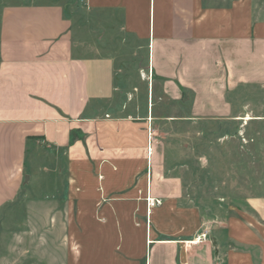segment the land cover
Wrapping results in <instances>:
<instances>
[{"label":"crops","instance_id":"0c3cea01","mask_svg":"<svg viewBox=\"0 0 264 264\" xmlns=\"http://www.w3.org/2000/svg\"><path fill=\"white\" fill-rule=\"evenodd\" d=\"M132 45L151 75L141 102L116 84L117 55ZM254 86L264 87V0H0V209L43 145L96 163L104 180L81 188L83 207L107 212L84 211L97 226L67 231L82 244L66 264H264V195L206 228L168 160L169 134L247 120L236 102ZM148 195L163 201L151 212Z\"/></svg>","mask_w":264,"mask_h":264},{"label":"rangeland","instance_id":"374dc122","mask_svg":"<svg viewBox=\"0 0 264 264\" xmlns=\"http://www.w3.org/2000/svg\"><path fill=\"white\" fill-rule=\"evenodd\" d=\"M145 57L144 47L132 45L124 47L116 60V84L136 92L139 102L146 99L151 77ZM155 85L156 100L163 107L171 104L159 99V83ZM238 99L239 116L250 119L239 120L236 127L201 121L192 126L200 132L194 138L168 136L170 167L174 174L182 171L187 183L186 206L207 221L206 228L215 223L212 220L224 218L230 208L242 207L247 196L264 195V87H251ZM29 150L25 161L29 178L25 177L18 198L0 209V264H46L50 258L52 264H66L68 248L73 246L77 255L82 244L80 236L67 238V231L97 226L95 220L88 222L84 211L96 216L98 210L107 212L103 206L83 207L80 197L82 187L104 181L103 175L96 163L72 162L63 151L43 145Z\"/></svg>","mask_w":264,"mask_h":264},{"label":"built area","instance_id":"2783aa9c","mask_svg":"<svg viewBox=\"0 0 264 264\" xmlns=\"http://www.w3.org/2000/svg\"><path fill=\"white\" fill-rule=\"evenodd\" d=\"M146 201H147L148 211L150 212H151V209L155 208L156 206L162 205V202H163L162 199L152 197L150 195L146 197ZM205 238H206V233L204 232L201 235L197 236L195 239H193L191 243L192 244L198 243Z\"/></svg>","mask_w":264,"mask_h":264},{"label":"water","instance_id":"95a60500","mask_svg":"<svg viewBox=\"0 0 264 264\" xmlns=\"http://www.w3.org/2000/svg\"><path fill=\"white\" fill-rule=\"evenodd\" d=\"M28 178H29V176H28V175H26V180H28Z\"/></svg>","mask_w":264,"mask_h":264},{"label":"bare ground","instance_id":"6f19581e","mask_svg":"<svg viewBox=\"0 0 264 264\" xmlns=\"http://www.w3.org/2000/svg\"><path fill=\"white\" fill-rule=\"evenodd\" d=\"M248 120L250 119V117L247 118Z\"/></svg>","mask_w":264,"mask_h":264}]
</instances>
